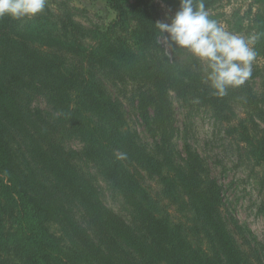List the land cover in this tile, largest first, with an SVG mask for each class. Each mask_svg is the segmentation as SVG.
Segmentation results:
<instances>
[{
  "label": "trees",
  "instance_id": "obj_1",
  "mask_svg": "<svg viewBox=\"0 0 264 264\" xmlns=\"http://www.w3.org/2000/svg\"><path fill=\"white\" fill-rule=\"evenodd\" d=\"M108 1L115 17L106 29L90 30L89 43L66 35L81 30L54 31L45 17L0 18V264H251L227 228L220 191L199 155L186 146L187 156L175 157L168 106L171 91L229 113L238 88L214 95L206 71L164 52L148 12L129 0ZM164 1L179 7V0ZM221 1L203 0L206 9L222 7ZM233 17L245 37L264 34V0H250L244 15ZM253 47L264 52V35ZM106 78L146 85L142 94L160 130L153 146L128 128ZM240 134L264 166V134ZM64 137L83 144L78 154L132 206V221L106 207L72 163ZM134 167L157 177L189 214L188 225L170 220Z\"/></svg>",
  "mask_w": 264,
  "mask_h": 264
},
{
  "label": "rangeland",
  "instance_id": "obj_2",
  "mask_svg": "<svg viewBox=\"0 0 264 264\" xmlns=\"http://www.w3.org/2000/svg\"><path fill=\"white\" fill-rule=\"evenodd\" d=\"M129 1L148 12L155 23L170 22L179 8L164 0ZM249 2L250 0H222V7L206 10L213 16L212 19L217 20L228 31L245 36L235 31L236 17H233V12L238 11L239 16L244 15ZM256 8L254 6L253 11ZM39 17H45L51 28L60 33L64 30H81L76 36L68 32L66 35L89 43L90 30L106 29L109 21L115 17V11L108 0H46L44 11L37 16L18 20L27 22ZM227 19H230L231 24L227 23ZM159 43L170 58L178 59L183 64L190 63L197 71H205L203 62L187 50L175 48L167 34L160 33ZM104 82L108 92L120 101L128 128L135 131L139 139L148 143L149 147L153 146L158 141L160 130L157 132L153 105L142 94L147 90L146 85L130 80L118 83L109 78L104 79ZM237 88L239 95L229 103V113L220 112L192 95L178 97L169 91L173 153L175 157H186L188 146L189 150L199 155L205 167L204 174L220 191L221 214L233 239L251 264H264V166L256 164L240 134L242 129L256 136L255 138L264 134V52H257L251 77ZM40 104L49 109L45 102ZM232 127L235 130H231ZM62 141L65 151H69L72 163L76 164L85 177L92 180L106 207L122 219L132 221L135 213L132 206L90 162L78 154L83 144L72 137H64ZM133 171L157 202V206L168 213L173 223L188 225L191 222L189 214L179 208V203L166 195L156 176L140 167H134ZM76 212L78 213L77 208ZM49 227L52 232L59 234L56 224ZM200 238L205 239L204 236ZM203 245L205 246V242ZM2 256L6 259L5 255Z\"/></svg>",
  "mask_w": 264,
  "mask_h": 264
},
{
  "label": "clouds",
  "instance_id": "obj_3",
  "mask_svg": "<svg viewBox=\"0 0 264 264\" xmlns=\"http://www.w3.org/2000/svg\"><path fill=\"white\" fill-rule=\"evenodd\" d=\"M45 7L46 0H0V18H32ZM155 25L161 35L167 34L175 48L187 50L203 62L206 82L218 97L251 77L257 57L253 45L264 35L245 37L228 31L217 20L210 19L203 0H179V8L170 22Z\"/></svg>",
  "mask_w": 264,
  "mask_h": 264
}]
</instances>
